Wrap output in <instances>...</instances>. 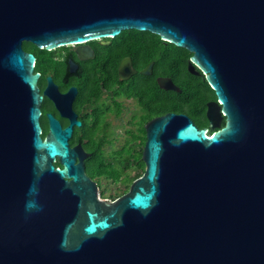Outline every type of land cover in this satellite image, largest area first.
Wrapping results in <instances>:
<instances>
[{"label":"water","instance_id":"obj_1","mask_svg":"<svg viewBox=\"0 0 264 264\" xmlns=\"http://www.w3.org/2000/svg\"><path fill=\"white\" fill-rule=\"evenodd\" d=\"M129 30L189 51L226 123L207 136L181 114L151 121L142 175L108 202L68 144L80 122L48 115L42 139L22 44ZM0 264H264V0H0Z\"/></svg>","mask_w":264,"mask_h":264},{"label":"flooded vegetation","instance_id":"obj_2","mask_svg":"<svg viewBox=\"0 0 264 264\" xmlns=\"http://www.w3.org/2000/svg\"><path fill=\"white\" fill-rule=\"evenodd\" d=\"M26 52L34 55V73H38L42 139L49 132L48 115L61 129L80 122L79 126L73 123L68 144L81 146L86 155L84 164L95 159L142 163L146 126L169 113L191 119L207 136L226 123L220 101L205 76L188 71L191 53L157 35L122 31L114 37L52 49L34 46ZM122 65L129 66L128 75L120 74ZM145 70L148 73H142ZM159 78L170 79L177 89L160 88ZM120 170L121 177L113 181L103 176L92 178L85 169L97 184L100 200L113 202L118 198L104 197L101 188L103 182H125V166Z\"/></svg>","mask_w":264,"mask_h":264},{"label":"trees","instance_id":"obj_3","mask_svg":"<svg viewBox=\"0 0 264 264\" xmlns=\"http://www.w3.org/2000/svg\"><path fill=\"white\" fill-rule=\"evenodd\" d=\"M128 32L140 34V33H148V32H138L135 30H129ZM22 48L25 51H32L34 46L32 44L23 42ZM175 60H170V62ZM124 166V164L121 163H105L103 161H100L98 159L89 161L85 164L86 173L94 178L103 176L106 179H112L113 181H118L121 177V170L120 168ZM141 166L143 167V163H141ZM139 176H137L138 178Z\"/></svg>","mask_w":264,"mask_h":264},{"label":"rangeland","instance_id":"obj_4","mask_svg":"<svg viewBox=\"0 0 264 264\" xmlns=\"http://www.w3.org/2000/svg\"><path fill=\"white\" fill-rule=\"evenodd\" d=\"M136 149H139L138 145ZM124 166H125V173H123L122 177L125 178V182L115 183L111 185L103 182V187L101 188V191L104 192V197H107L110 195L113 197H119L125 194L128 191L133 180H135L137 176H141V173L143 171L141 162L140 163L139 162H129V163L126 162L124 163Z\"/></svg>","mask_w":264,"mask_h":264}]
</instances>
